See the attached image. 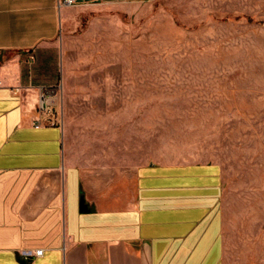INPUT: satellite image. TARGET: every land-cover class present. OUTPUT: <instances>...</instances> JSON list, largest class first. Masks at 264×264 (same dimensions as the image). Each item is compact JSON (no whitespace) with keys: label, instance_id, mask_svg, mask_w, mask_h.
<instances>
[{"label":"rangeland","instance_id":"1","mask_svg":"<svg viewBox=\"0 0 264 264\" xmlns=\"http://www.w3.org/2000/svg\"><path fill=\"white\" fill-rule=\"evenodd\" d=\"M75 6L60 74L70 157L219 164L226 263L264 264V0Z\"/></svg>","mask_w":264,"mask_h":264},{"label":"crops","instance_id":"2","mask_svg":"<svg viewBox=\"0 0 264 264\" xmlns=\"http://www.w3.org/2000/svg\"><path fill=\"white\" fill-rule=\"evenodd\" d=\"M57 1L0 0V264H227L219 164L76 163L62 127H34L77 23Z\"/></svg>","mask_w":264,"mask_h":264},{"label":"built area","instance_id":"3","mask_svg":"<svg viewBox=\"0 0 264 264\" xmlns=\"http://www.w3.org/2000/svg\"><path fill=\"white\" fill-rule=\"evenodd\" d=\"M81 0H58V8H68L77 5ZM83 1V0H82ZM61 85L43 87L38 92L36 108L35 128L41 127H62V108L60 103ZM43 250H36L32 256L40 257ZM24 256H31L30 251H24Z\"/></svg>","mask_w":264,"mask_h":264},{"label":"water","instance_id":"4","mask_svg":"<svg viewBox=\"0 0 264 264\" xmlns=\"http://www.w3.org/2000/svg\"><path fill=\"white\" fill-rule=\"evenodd\" d=\"M82 1V0H81ZM86 1H93V0H86ZM85 205L83 204V202L81 201V203H80V210L81 211H84L85 210Z\"/></svg>","mask_w":264,"mask_h":264}]
</instances>
